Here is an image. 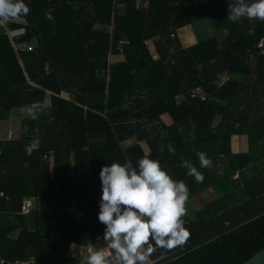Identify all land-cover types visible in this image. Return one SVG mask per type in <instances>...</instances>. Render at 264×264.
<instances>
[{"label":"trees","instance_id":"trees-1","mask_svg":"<svg viewBox=\"0 0 264 264\" xmlns=\"http://www.w3.org/2000/svg\"><path fill=\"white\" fill-rule=\"evenodd\" d=\"M25 2L27 16L0 21V125L34 101L46 109L23 122L20 138L0 140V257L79 264L69 246L103 236L101 166L145 155L183 180L189 199L219 191L184 217L188 241L157 248L165 258L156 249L154 264H242L263 249L264 20L231 22L234 0ZM203 19L212 36L184 47L180 32ZM22 27L27 33L11 39L7 31ZM35 135L41 146L28 156ZM235 136L247 138L249 151L234 152ZM201 151L211 168L200 167ZM182 159L203 173L202 183L186 175ZM27 199L35 206L25 215Z\"/></svg>","mask_w":264,"mask_h":264},{"label":"clouds","instance_id":"clouds-1","mask_svg":"<svg viewBox=\"0 0 264 264\" xmlns=\"http://www.w3.org/2000/svg\"><path fill=\"white\" fill-rule=\"evenodd\" d=\"M30 12L25 0H0V21L8 22ZM46 19L53 20L51 11ZM228 19L237 23L242 19L264 20V0H234L228 6ZM46 109L40 101L22 107L27 118L36 120ZM27 132V127L24 128ZM195 136L186 142L191 143ZM41 146L40 135L25 145V154L31 156ZM168 152L175 154L171 142ZM201 168H211L212 160L205 152H197ZM180 166L197 183L205 179L192 161L182 159ZM28 167V162H24ZM101 195L98 201V220L104 225L103 236L79 254V264H151L150 256L157 249L172 250L183 246L190 237L185 227L186 207L190 189L183 180H175L162 163L149 155L138 158L134 164L125 157L123 163L112 161L101 166L99 172ZM78 249V252H77Z\"/></svg>","mask_w":264,"mask_h":264},{"label":"rangeland","instance_id":"rangeland-1","mask_svg":"<svg viewBox=\"0 0 264 264\" xmlns=\"http://www.w3.org/2000/svg\"><path fill=\"white\" fill-rule=\"evenodd\" d=\"M207 19H203L201 21H198L197 24L195 25V28L199 29L200 31H211V34L214 33V30L209 29V24ZM202 26V28H201ZM202 31V32H203ZM183 32H181V35L183 36ZM183 42L186 43V46H192L193 44L196 43V41H192L190 39H188V37L186 38V40L183 37ZM190 44V45H187ZM155 48V46H154ZM122 60V57H110V62L114 63L116 61H120ZM29 119L26 117V115L22 112V108H15L13 109V113H12V117L10 120L8 121H4L1 123L0 125V140H11V139H18L21 137L22 134V125L23 122ZM164 120L170 124L171 121L169 118L165 117ZM132 141H126L125 145L130 144ZM237 146V145H236ZM244 150L243 148H241V146H239L238 150ZM219 195V191L217 190L216 187H209L205 190H203L201 193L197 194L196 197L191 198L188 200V203L186 205L187 209H188V216H190V218H194L195 214L197 211L201 210L202 208H204L211 200L217 198ZM155 262V261H154ZM152 262V263H154Z\"/></svg>","mask_w":264,"mask_h":264},{"label":"built area","instance_id":"built-area-1","mask_svg":"<svg viewBox=\"0 0 264 264\" xmlns=\"http://www.w3.org/2000/svg\"><path fill=\"white\" fill-rule=\"evenodd\" d=\"M7 32L9 34L10 38L15 40L16 38L25 35L27 33V29L22 27V28H18V29L12 30V31L8 30ZM147 46L150 49H154L155 45H154L153 41H149L147 43ZM28 47L32 50L34 46L31 44ZM259 47L262 49V53H264V39H262L259 42ZM196 94L201 96L202 99H206V95L204 94V91L201 87H198L196 89ZM34 206H35V204H34V201L32 199L25 200V202L23 204V208H22V213L25 215L29 214L33 210ZM89 245H90V243L87 246L82 247V246H79V245L73 243L72 249L74 250L77 247H79L81 252H83ZM77 252H78V249H77ZM0 264H38V262L34 256L26 258V259H18L15 261L0 257Z\"/></svg>","mask_w":264,"mask_h":264},{"label":"crops","instance_id":"crops-1","mask_svg":"<svg viewBox=\"0 0 264 264\" xmlns=\"http://www.w3.org/2000/svg\"><path fill=\"white\" fill-rule=\"evenodd\" d=\"M196 24H197V22H196ZM196 24L183 29L182 30V31H184L183 32V36L181 35L182 31L180 32V36H181V39H182V44H183L184 47H190V46H186V43L183 42V37H184L185 40L188 37V39H190V40H192L194 42L196 41V43H197L200 38H203V37L206 38V37L212 36L210 30L207 32L206 30L205 31H203V30L200 31L199 29L195 28ZM208 24H209V22H208ZM201 28H202V26H201ZM209 29H212L210 24H209ZM187 45H190V44H187ZM232 141H233V150H234L235 153H239V152L246 153L247 151H249V142H247V138L245 136H235V137H233ZM239 146H241V148H243L244 150H241V149L238 150Z\"/></svg>","mask_w":264,"mask_h":264},{"label":"water","instance_id":"water-1","mask_svg":"<svg viewBox=\"0 0 264 264\" xmlns=\"http://www.w3.org/2000/svg\"><path fill=\"white\" fill-rule=\"evenodd\" d=\"M157 250H158V252L160 254V259L165 258V254L163 253V251L160 250V249H157ZM150 261H151V264H154L158 260L153 259L150 256ZM152 262H154V263H152ZM242 264H264V248L261 249L260 251H258L257 253H255L251 258L247 259Z\"/></svg>","mask_w":264,"mask_h":264}]
</instances>
